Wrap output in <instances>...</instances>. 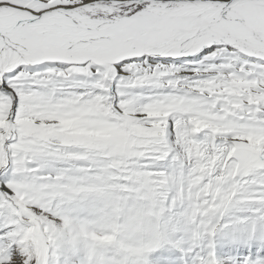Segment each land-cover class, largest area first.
I'll use <instances>...</instances> for the list:
<instances>
[{
    "label": "snow or ice",
    "instance_id": "6c2138e0",
    "mask_svg": "<svg viewBox=\"0 0 264 264\" xmlns=\"http://www.w3.org/2000/svg\"><path fill=\"white\" fill-rule=\"evenodd\" d=\"M0 264H264V0H0Z\"/></svg>",
    "mask_w": 264,
    "mask_h": 264
}]
</instances>
